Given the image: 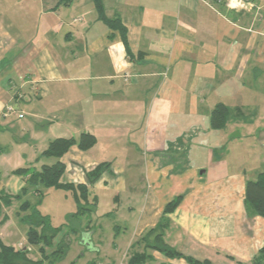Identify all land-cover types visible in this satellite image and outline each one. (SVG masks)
<instances>
[{
	"label": "crops",
	"instance_id": "0c3cea01",
	"mask_svg": "<svg viewBox=\"0 0 264 264\" xmlns=\"http://www.w3.org/2000/svg\"><path fill=\"white\" fill-rule=\"evenodd\" d=\"M246 1L231 9L212 0H101L121 30L98 18L93 0H0V160L10 164L0 194L20 191L13 170L40 158L55 139L49 133L89 132L92 164H109L100 191L131 173L114 168L120 157L142 168L140 192L111 184L113 204L101 215L117 212L122 199L137 210L123 222L132 232L124 264L141 252L145 264H189L141 243L178 196L165 216L166 244L211 264H251L264 245V217L244 202L246 181L264 169V0ZM217 103L230 114L214 130ZM243 123L245 135L228 133ZM221 130L237 144L257 139V166L238 162L231 172L217 150ZM93 197L95 215L100 194Z\"/></svg>",
	"mask_w": 264,
	"mask_h": 264
},
{
	"label": "rangeland",
	"instance_id": "374dc122",
	"mask_svg": "<svg viewBox=\"0 0 264 264\" xmlns=\"http://www.w3.org/2000/svg\"><path fill=\"white\" fill-rule=\"evenodd\" d=\"M248 130L249 127L246 123H243V128H234L230 131L229 128H227L228 133L231 135L234 134L235 136L239 135V133L245 135ZM224 131L225 130L217 131V134H215L218 137L217 145H220L219 148L217 147V150L219 153L228 154L230 171L233 172L234 169L235 171L237 170L236 165L238 162L243 163L244 169L251 170L257 166L258 156L262 153V148L258 144L257 139H250L248 143L237 144V139H235V137H228ZM60 132L61 133H49V136H51L49 138H56V134H63L61 136L70 137L73 131ZM74 134V138H78L81 133L75 132ZM72 148L75 149L76 152H70ZM72 148L68 150L67 155L64 154L63 160L65 163V170L61 176V181H73L74 183L80 182V180L86 181V173L89 169L94 167V164H92V162H94V147L86 151L80 150L77 146H72ZM211 148H213V145H211ZM238 149L240 150L238 151ZM108 155H110L109 152ZM100 156H102V154H98V157L95 158H99ZM103 156H105V153ZM117 156H119V154H117ZM87 158H89V160ZM2 160L3 159L0 160V175L1 178L6 179L7 176H5L4 173H6V168L10 164H3L4 161ZM56 160L57 159L54 157L41 156L36 161H31L32 163H30V165L28 163L26 166L29 167L30 170H38L41 168L42 164H52ZM97 160L101 161L103 159ZM26 161H29V158L26 159ZM192 162H194V160H192ZM113 165L114 168L118 170H120L121 167L126 171L129 169L131 173L127 176H117L114 181L111 179L109 182L110 186L106 188L105 191L101 190L102 192L100 191L101 183L105 177H107L106 179L109 178L107 174L102 175L96 181L97 184L94 185L93 183L88 187L89 200L94 196V193L100 194L99 207L95 215L91 214L90 217L87 215L80 216L77 221L73 223V226L90 228V231L87 233H91L89 237H87L84 232L74 233L69 229L70 227L63 226L66 223L67 216L76 211V203L72 192L54 188H41L43 195L38 209L42 214L49 217L50 224L53 227L61 228L60 232L52 240L51 245L44 248V253L46 256L50 255L61 243L66 244L67 247V252L64 256L51 264H119L121 261L122 264H124L123 262L128 253L127 248L132 237V232L123 222L132 220L137 215V210L136 212L133 211L129 213V210L126 209L125 201L122 199L120 208L117 212L114 211V213L108 216L101 215L111 210L110 206L113 204L114 191L111 184L118 183L123 186L126 183L127 186L131 185L132 187L130 189H133L137 193L140 192V188L145 186V182L142 178L143 173L140 175V169L142 168L140 167L139 161H137L134 166L127 168L124 159L120 157V159L114 161ZM261 170H264L263 167ZM121 196H123V192ZM23 199H27L32 203L38 200L31 192H28ZM19 204V201L13 199L9 206L1 210L0 240L8 246L27 248V255L33 261L40 260V264H50V258L42 256L39 244L28 243L26 237L28 227L21 221L20 216L17 214ZM125 216L126 219L123 220Z\"/></svg>",
	"mask_w": 264,
	"mask_h": 264
},
{
	"label": "trees",
	"instance_id": "16d2710c",
	"mask_svg": "<svg viewBox=\"0 0 264 264\" xmlns=\"http://www.w3.org/2000/svg\"><path fill=\"white\" fill-rule=\"evenodd\" d=\"M69 3L71 0H63ZM94 7L97 11L98 18L104 21L110 27H120L118 21L107 19L104 16V10L101 0H93ZM230 110L223 103H217L211 112L210 125L214 130L225 127L229 117ZM96 138L89 132H82L78 138L59 137L51 140L47 148L40 153V157H54L57 160L50 165H42L38 170H30L29 167H19L13 170V174L22 178L23 185L17 194L9 195L0 194V213L1 210L9 206L13 199L20 202L17 214L21 221L27 225V241L29 244H39L40 252L45 258H50V264L60 259L67 252L66 244L61 243L57 249L53 250L50 255H45L44 248L51 245L52 240L60 232L61 228L53 227L50 224L49 217L42 214L38 207L41 203L43 192L41 188H54L71 191L76 203V211L67 216L66 223L63 226L70 227L74 233H83L90 231V228H81L73 226L80 216H91L94 213L97 204V198L93 197L92 202L89 200V186L97 181L102 173L109 167V164L102 162L97 164L86 173V181L84 183H73L61 181V176L65 170V165L61 162V158L72 146H77L80 150L86 151L94 146ZM31 192L38 199L32 203L23 197ZM181 202V196L167 203L164 207V218L154 228L147 231L146 235L141 239V243L145 248L157 250L169 258H183L189 264H211L208 260H197L190 256H185L181 252L166 244L163 240L164 226L167 224L165 216L170 214ZM244 202L246 208L251 213L264 217V170L260 172L256 179L247 180L245 184ZM5 220V219H4ZM27 248H18L5 245L0 240V264H40L41 261H33L28 255ZM149 260V255L145 252L134 253L127 261V264H145ZM251 264H264V245L259 249L258 253L252 259Z\"/></svg>",
	"mask_w": 264,
	"mask_h": 264
},
{
	"label": "built area",
	"instance_id": "2783aa9c",
	"mask_svg": "<svg viewBox=\"0 0 264 264\" xmlns=\"http://www.w3.org/2000/svg\"><path fill=\"white\" fill-rule=\"evenodd\" d=\"M212 1H218V2L224 1L225 5L231 9H242V8H246L248 5V2L246 0H212Z\"/></svg>",
	"mask_w": 264,
	"mask_h": 264
}]
</instances>
